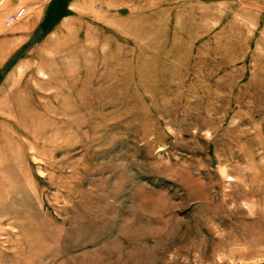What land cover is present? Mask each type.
I'll use <instances>...</instances> for the list:
<instances>
[{"label":"rangeland","instance_id":"1","mask_svg":"<svg viewBox=\"0 0 264 264\" xmlns=\"http://www.w3.org/2000/svg\"><path fill=\"white\" fill-rule=\"evenodd\" d=\"M20 1L0 264H264V0Z\"/></svg>","mask_w":264,"mask_h":264},{"label":"built area","instance_id":"2","mask_svg":"<svg viewBox=\"0 0 264 264\" xmlns=\"http://www.w3.org/2000/svg\"><path fill=\"white\" fill-rule=\"evenodd\" d=\"M24 7H17L14 11H12L11 13H9L5 19H4V24L5 25H9L13 22H16L18 20H20L23 15H24Z\"/></svg>","mask_w":264,"mask_h":264},{"label":"crops","instance_id":"3","mask_svg":"<svg viewBox=\"0 0 264 264\" xmlns=\"http://www.w3.org/2000/svg\"><path fill=\"white\" fill-rule=\"evenodd\" d=\"M40 0H31V2L27 1V0H23V1H20L22 2V4H25L26 7L29 9V8H32L33 7V4H36L37 2H39ZM12 8V7H10Z\"/></svg>","mask_w":264,"mask_h":264}]
</instances>
